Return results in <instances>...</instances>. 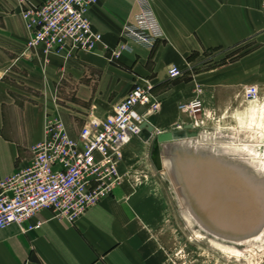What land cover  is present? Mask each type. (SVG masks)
<instances>
[{"label": "crops", "instance_id": "1", "mask_svg": "<svg viewBox=\"0 0 264 264\" xmlns=\"http://www.w3.org/2000/svg\"><path fill=\"white\" fill-rule=\"evenodd\" d=\"M150 1L164 40L153 51L129 42L130 50L112 60L136 0H99L88 18L103 43L94 53L69 59L47 56L42 47L28 51L30 32L19 0H0V181L29 165L48 118L60 119L77 138L88 120L112 115L137 83L152 86L161 101V111L147 117L155 133L178 130L185 119L179 106L193 99L198 80H170L172 66L215 72L212 53L239 49L235 64L220 72L264 77V0ZM210 105L208 99L206 110L213 115ZM148 137L145 131L125 147L122 184L76 224L44 210L31 221L41 224L32 232L17 225L0 229V264H171L175 213L152 164Z\"/></svg>", "mask_w": 264, "mask_h": 264}, {"label": "built area", "instance_id": "2", "mask_svg": "<svg viewBox=\"0 0 264 264\" xmlns=\"http://www.w3.org/2000/svg\"><path fill=\"white\" fill-rule=\"evenodd\" d=\"M98 2L47 0L42 5H33L19 0L30 32L27 50L42 47L45 55L65 59L94 53L103 43V37L93 29L88 14ZM135 5L133 21L124 27L112 60H118L121 52L130 50L129 42L153 51L165 38L151 1L136 0ZM261 10L264 14V1ZM184 75L176 66L168 70L172 81ZM203 95L202 86L197 84L193 99L179 106L180 112L191 119L179 125V130L189 125L198 131L205 128V122L199 120L204 112ZM243 96L246 102L257 101L259 86H247ZM160 111L161 101L153 87L137 83L112 115L88 120L77 138L70 136L60 119L48 118L44 139L31 148L29 165L0 181V229L17 225L23 233L32 232L41 224L33 225L31 221L44 210L52 211L56 219L76 224L122 184L119 168L125 147L143 136L142 125L148 122L147 117Z\"/></svg>", "mask_w": 264, "mask_h": 264}, {"label": "water", "instance_id": "3", "mask_svg": "<svg viewBox=\"0 0 264 264\" xmlns=\"http://www.w3.org/2000/svg\"><path fill=\"white\" fill-rule=\"evenodd\" d=\"M152 164L192 235L240 251L264 240V171L190 125L155 134ZM211 245V244H210Z\"/></svg>", "mask_w": 264, "mask_h": 264}, {"label": "rangeland", "instance_id": "4", "mask_svg": "<svg viewBox=\"0 0 264 264\" xmlns=\"http://www.w3.org/2000/svg\"><path fill=\"white\" fill-rule=\"evenodd\" d=\"M242 53L239 49L231 51L229 55L212 53L211 68L215 72H186L184 77L188 75L187 80H198L194 84L202 86L203 99L206 97L204 112L199 117V120L205 122V131L200 132L218 135L224 142L232 143L264 164L261 161L264 159V77L259 80L253 72H220L226 65L235 64ZM198 75L201 77L196 79ZM216 84L222 86L217 88ZM249 85L260 88V96L255 102H246L244 99L245 88ZM208 99L210 106L216 109L213 115L206 110ZM184 115V122L180 125L191 122L189 115ZM163 183L175 213L174 230L170 234L171 264H264V240L237 251L238 254L235 255L219 251L203 239H195L179 217L168 184Z\"/></svg>", "mask_w": 264, "mask_h": 264}, {"label": "bare ground", "instance_id": "5", "mask_svg": "<svg viewBox=\"0 0 264 264\" xmlns=\"http://www.w3.org/2000/svg\"><path fill=\"white\" fill-rule=\"evenodd\" d=\"M203 131H205V130H203ZM203 135H204V137L206 139L211 137L214 141H218V142L224 144L223 145L224 147H227V148L231 149L234 153L238 154L239 156H243V157L248 158L249 160L254 161L255 163H257V165L260 167V169L262 171H264V164L259 162L258 159H255L254 157H252V156L248 155L247 153H245L241 148L235 147L234 145H232V143H228L227 141L224 142L223 140H221V138L218 135L208 134L206 132L205 133L203 132ZM261 161L264 162V159L261 160ZM192 236L195 239H198L199 241H200V239L202 240V238H203L201 235H198V234H196L195 236L194 235H192ZM210 244H211L212 247H214L215 249H217L219 251L227 252V253L231 252V254H235V255L238 254V252L236 250L232 249V248H228V247L222 246L220 244H216L214 242H211Z\"/></svg>", "mask_w": 264, "mask_h": 264}]
</instances>
